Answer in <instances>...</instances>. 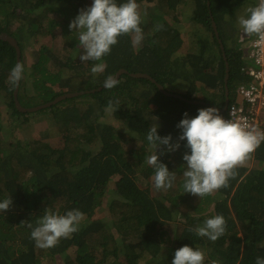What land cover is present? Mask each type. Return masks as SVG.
<instances>
[{
  "label": "trees",
  "instance_id": "obj_1",
  "mask_svg": "<svg viewBox=\"0 0 264 264\" xmlns=\"http://www.w3.org/2000/svg\"><path fill=\"white\" fill-rule=\"evenodd\" d=\"M207 1L193 0L191 23L212 33L196 34L194 40L200 44L196 52L194 44L185 41L182 30L166 18L178 21L185 0H137L147 9V15L140 9L142 44L133 47L130 36H121L103 58L105 71L93 76L90 69L96 62L80 61L83 49L78 33L69 28L79 10L90 6L92 0H0V33L17 38L24 74L29 76L26 79L23 74L19 89V100L26 107L64 93L99 88L107 76L121 68L149 73L166 89L170 86L188 99L206 101L196 104L167 96L150 79L123 74L112 89L68 97L74 102L62 104L63 99L38 111L51 114L59 127L67 129L61 144L53 145L45 137L13 141L10 127L30 121L33 113L16 106L9 74L17 63V51L0 38V201L8 197L13 201L9 210L0 212V264H43V255H65L73 250L62 264H171L175 250L184 245L204 251L205 264L211 260L255 264L257 256H264V143L251 156L250 160L256 161L253 167H239L227 188L204 197L184 193L186 162L182 157L189 151L186 141H179L178 150H165L160 156L176 176L170 189L155 194L151 187L154 169L144 162L151 151L146 140L150 126L159 125L158 135H171L172 143H176L181 134L177 124L185 112L191 118L200 108L225 105L226 61L211 14L230 64V103L236 102L240 85L252 83L243 70L250 60L244 58L242 49L228 48L230 36L224 24L239 9L258 0H211L210 6ZM157 25L162 29L157 31ZM57 27L63 39L61 46L51 48L44 40H53ZM32 42L35 61L29 65L26 47ZM65 68L73 74L65 76ZM29 83H34L35 95L28 92ZM48 89L50 99L43 97L40 101V97L48 96ZM109 100L119 102L114 116L122 126L106 121ZM110 186L117 193L109 205L112 223L98 216L107 203ZM46 208L60 214L79 209L84 218L79 231L61 239L56 247L41 249L21 222L35 225ZM216 214H222L227 224L225 233L215 242L188 231ZM173 220L177 223L171 231Z\"/></svg>",
  "mask_w": 264,
  "mask_h": 264
},
{
  "label": "clouds",
  "instance_id": "obj_2",
  "mask_svg": "<svg viewBox=\"0 0 264 264\" xmlns=\"http://www.w3.org/2000/svg\"><path fill=\"white\" fill-rule=\"evenodd\" d=\"M142 22L143 16L137 0H92L90 6L79 10L69 28L78 33L79 46L83 49L80 61L96 62L90 69L95 76L105 71L107 65L103 58L111 53L121 36H130L133 47L142 44ZM237 24L244 35L264 40V0H258L255 5L247 7L245 14L238 17ZM161 29L162 25L156 26L157 31ZM23 74L24 65L17 62L9 74V82L13 87L19 85ZM117 84L118 80L113 75L104 80V86L108 89ZM118 104V101L109 100L107 111L116 112L120 107H116ZM217 108L222 106L200 108L198 114L191 118L185 112L184 118L177 124L181 134L176 143H172L171 135H158L159 125L149 127L146 140L151 151L144 162L154 169L152 180L157 191L170 189L176 180L175 173L160 161V156L165 150H178L179 141H186L185 148L189 150L182 157L186 162L183 171L184 193L198 197L227 188L230 180L238 175V168L246 165L252 154L264 143V131L234 118L226 119L221 115L226 109L221 113ZM158 149L161 151L158 152ZM12 204L11 197L0 201V212H6ZM83 218L84 213L79 209L60 214L46 208L35 225L29 221L21 223L30 229V238L38 248L49 249L56 247L61 239L69 238L79 231ZM226 224L224 216L216 214L205 219L202 225L190 227L188 231L215 242L225 233ZM205 260L204 251L184 245L175 250L171 264H205ZM209 264L219 262L211 260ZM255 264H264V256H257Z\"/></svg>",
  "mask_w": 264,
  "mask_h": 264
},
{
  "label": "rangeland",
  "instance_id": "obj_3",
  "mask_svg": "<svg viewBox=\"0 0 264 264\" xmlns=\"http://www.w3.org/2000/svg\"><path fill=\"white\" fill-rule=\"evenodd\" d=\"M193 5H194L193 0H185V6L183 7V9L181 11H179V14H178L179 20L178 21L174 20L170 16H167L166 18L168 19V21H170L176 27H179V29L182 30V32L184 33L185 41H187L188 43L194 44L196 52H199L200 44L194 40L196 34L201 33L202 35L211 36L212 33L202 25L197 26V25L191 23V17L190 16H191V12L193 9ZM140 9L143 11V13H146V15H147L146 6L142 7V5H140ZM245 10H246V8L239 9L237 11V13L232 17V19L230 21H228L227 23H225L224 25L226 26V29H225L226 33L230 36V38L227 40V43H226L228 48H231V49L232 48H240V49H242V51L244 53V58L248 59L247 53L251 49V43L253 42V39L255 38V36L249 37V36L244 35L242 33V30L239 28V25L237 24L238 17L240 15L245 14ZM12 16H14V15H12ZM12 16H10V17H12ZM19 25H21V23ZM56 29H57L56 33H55L56 37L53 38V40H51V38H46L47 40H44L45 43L47 45H49L51 48H56V47L61 46V41L63 39V35L61 33L60 28L57 27ZM226 33L224 32L223 34H226ZM234 39H235V41H237V43H235L233 41ZM30 44L31 45L26 47V52L29 54V59H28L29 65H32V63L35 61V59L32 57V54L34 55V53H35V47H32L33 42ZM34 44H35V42H34ZM249 64L252 67H256V65L253 63L252 60L249 61ZM29 71L31 72L32 69L29 68ZM63 74L65 76H70L73 74V70H68L65 68V69H63ZM28 77H26V75L24 74V78L28 79ZM49 85L54 87V84L53 85L49 84ZM85 85L86 84H84V86ZM29 86H31V87L28 89V92L30 93V95H35V91L33 90L34 83H29ZM183 87L180 88L182 91H184L186 89V88L184 89ZM48 88H49V86H48ZM84 89H86V88H84ZM168 90L173 91L170 86L168 87ZM46 92H48V94H47L48 96L40 97V101L42 100L43 97L50 99L49 98L51 95L50 90L48 89ZM39 102L37 104H39ZM71 102H74V99L73 98H67L64 100V102L62 104L71 103ZM85 106H88V104H85ZM32 113L33 114H31V116H30V121L23 123L22 125H20L18 127H15L14 125H12L10 127L11 130H8V131H10L11 137H9V138L12 139L13 141H15L16 139H21L23 142H26V141L31 140V139L36 138V137H45L50 142H52L53 145L61 144V142H62V140H63V138L67 132V129L65 127H59L56 124L55 120L52 118V115L49 113H42L41 114V113H38V111H35ZM5 119L9 121L8 116H5ZM106 121H111L117 127L122 126V123L118 119V116L117 115L114 116V112L108 111V113L106 115ZM17 124H18V122H17ZM94 147L96 149L97 145ZM127 147H131V145H128ZM255 164H256V161L254 159L249 160L246 163V165H249L251 167H253ZM151 187H152V190H154L155 194H159V192L153 187V181H151ZM114 188L115 187H113V186H110L109 188H107V191H106L107 203L105 204L104 208L99 209V214H98V216L101 214V217H104V219L110 223L113 222L112 221V213H111L110 208H109L110 201L113 198L117 197V193H116ZM117 218L119 219V217H117ZM114 219L115 218H113V220ZM176 223H177L176 220H173L171 222V224H170L171 231H173L175 229ZM73 252H74V250H73ZM73 252H67L65 255H63V254H57L55 256L54 255L53 256L43 255L41 257V260H42L43 264H62L63 261L68 259V254H72Z\"/></svg>",
  "mask_w": 264,
  "mask_h": 264
},
{
  "label": "built area",
  "instance_id": "obj_4",
  "mask_svg": "<svg viewBox=\"0 0 264 264\" xmlns=\"http://www.w3.org/2000/svg\"><path fill=\"white\" fill-rule=\"evenodd\" d=\"M247 58L256 65L243 67L251 77L252 83L249 86L242 84L238 87L236 102L230 103L221 115L226 119L234 118L264 131V40L257 37L253 39Z\"/></svg>",
  "mask_w": 264,
  "mask_h": 264
},
{
  "label": "water",
  "instance_id": "obj_5",
  "mask_svg": "<svg viewBox=\"0 0 264 264\" xmlns=\"http://www.w3.org/2000/svg\"><path fill=\"white\" fill-rule=\"evenodd\" d=\"M207 4H208V6H210L211 5V0H208ZM211 18H212V25H213V28H214L215 35H216V37H217V39L219 41L220 48L223 51V57H224V59L226 61V76H225L226 98H225V105L222 108H217V109L220 110L221 113H223L225 111L226 107L228 106L229 102H230V89H229V85H228L229 79H230V64H229V61H228L225 44H224L223 39L221 38V35H220L218 24H217V22L214 19V16L212 14H211ZM0 38L5 40V41H8L11 45H13L16 48V51H17V62L22 63V58H21L22 49H21V46H20L17 38L14 37L13 35L7 33V32H1L0 33ZM123 74H129L132 77H136V78H147V79H150L151 81L156 83L158 88H159V90L163 94H165L167 96H173V97H177V98H180V99H183V100H187L190 103H196V104L204 103L203 101L201 102V101H198L196 99H188V98L184 97L183 95H181L179 93H176V92H173V91H170V90L166 89L165 86L162 83L158 82L152 75H150L149 73H146V72H141V71H139V72H131V71H129L126 68H121L113 76L119 81V79L121 78V76ZM103 88H106V87L104 85H102L99 88L92 89V90H81V91L64 93V94L59 95L55 99H53L51 101H48L46 103H42V104H39V105H36V106H32V107H26V106L22 105L20 100H19V89H20V82H19V85L16 86L15 89H14V98H15V101H16V106H17V108L20 111H22V112H35V111H39V110H42V109H45V108H49L52 105L60 102L63 99H66L68 97L81 95V94H84V93H87V92L100 91Z\"/></svg>",
  "mask_w": 264,
  "mask_h": 264
},
{
  "label": "flooded vegetation",
  "instance_id": "obj_6",
  "mask_svg": "<svg viewBox=\"0 0 264 264\" xmlns=\"http://www.w3.org/2000/svg\"><path fill=\"white\" fill-rule=\"evenodd\" d=\"M198 101H201V100H198ZM202 102V101H201ZM203 102L205 103L206 101L203 100ZM215 107V106H214Z\"/></svg>",
  "mask_w": 264,
  "mask_h": 264
}]
</instances>
